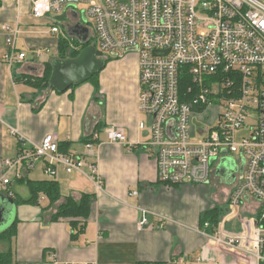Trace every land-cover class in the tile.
Instances as JSON below:
<instances>
[{
  "label": "crops",
  "instance_id": "obj_1",
  "mask_svg": "<svg viewBox=\"0 0 264 264\" xmlns=\"http://www.w3.org/2000/svg\"><path fill=\"white\" fill-rule=\"evenodd\" d=\"M32 2L0 0V33L3 25L17 28L16 51L25 53L20 63L4 62L9 48L0 40V196L12 199L16 215L0 234L15 226L14 236L3 242L8 244L10 264H46L49 256L59 264H259L249 253L216 242L208 228L200 226L207 210H229L228 201L242 166L236 156L224 157L230 158L237 170L233 179L217 172L222 159L212 163L210 178L222 181L215 193L213 186L218 183L213 179L211 187H167L158 182L156 162L147 146L149 121L138 110L135 54L102 59L105 65L96 81L89 80L63 93L23 81L25 77H40L45 65L58 59L60 38L82 45L67 34L69 27L82 24L90 35L81 10L66 8L60 15L34 19ZM52 18L59 22L57 35L50 33ZM141 122L146 124L140 130ZM108 127L120 129L131 148L108 143L104 132ZM13 130L18 135L12 134ZM46 135L55 136L62 154L78 156L83 154L87 140L98 137L101 192L83 175L67 174L48 159H39L31 167L19 166V180L54 181L58 199L50 204L40 194L37 204L27 203L28 187L24 181L15 180L14 172L4 169L2 162L40 144ZM3 178L10 179L5 189ZM84 198L89 205L82 215L53 219L67 199L79 204ZM259 207V203L244 197L233 213H225L214 232L223 237L244 235L248 229L245 224L249 229L254 226ZM142 212L146 213L147 224L140 228Z\"/></svg>",
  "mask_w": 264,
  "mask_h": 264
},
{
  "label": "built area",
  "instance_id": "obj_2",
  "mask_svg": "<svg viewBox=\"0 0 264 264\" xmlns=\"http://www.w3.org/2000/svg\"><path fill=\"white\" fill-rule=\"evenodd\" d=\"M79 5L83 6L86 24L90 25L88 43L98 57L104 56L99 58H118L126 53L138 58V110L149 121L147 146L155 159L160 184L167 187L207 184L213 162L226 156L238 158L242 174L237 177L227 211L233 213L247 196L260 205L254 226L249 229V224H245L248 229L241 236L223 237L213 232L211 237L249 253L257 263L264 264V3L33 0L31 16L43 19L60 15L66 8L78 9ZM50 24V33L59 34V22L52 18ZM1 30L0 40L9 48L4 62L20 63L25 53L16 51L17 28L3 25ZM70 48L78 50L73 44ZM183 67H187L193 81V88L188 89L193 97L184 102L179 95ZM214 104L219 108L215 123L197 124L193 133V114L197 120H207L208 110ZM145 124L139 123L138 128L144 129ZM104 132L108 143L131 148L120 129L108 127ZM12 134L18 132L13 130ZM95 139L98 137L84 144V152L78 156L62 154L55 136L46 135L40 144L22 150L15 159L4 160L2 165L19 180L20 165L31 167L39 159H48L67 174L83 175L101 192L103 182L97 168L99 152ZM9 184L10 179H2L3 189ZM8 196L12 194L8 192ZM145 214L142 212L140 228L147 224ZM203 227L207 229L208 225ZM46 264L59 263L49 256Z\"/></svg>",
  "mask_w": 264,
  "mask_h": 264
},
{
  "label": "trees",
  "instance_id": "obj_3",
  "mask_svg": "<svg viewBox=\"0 0 264 264\" xmlns=\"http://www.w3.org/2000/svg\"><path fill=\"white\" fill-rule=\"evenodd\" d=\"M75 44L78 50L71 51L70 45ZM87 46H90V43H87L85 45H79L74 40L62 37L58 41V60H66V59H74L76 58L79 53L86 48ZM52 66L50 63L45 65L43 74L40 77H25L23 81L27 84H29L32 87H49L48 82L51 75ZM98 75V74H97ZM97 75L92 77L90 81H96ZM193 88V81L192 78L189 76L187 72V67H183L180 69V75H179V95L182 102L189 101L193 94L188 93V89ZM88 142V140L86 141ZM59 151L62 152L63 150L61 147L59 148ZM20 182H23L26 184L30 191V198L27 200V203L30 204H37L40 194L44 195L48 200L49 203L52 204L58 199V186L57 183L54 181H41V182H35V181H29V180H19ZM16 204H19L16 200ZM89 205L88 198H84L81 200V203L76 204L71 199H67L66 202L60 206L57 213L54 215L53 219H57L60 217H76L78 215H82L83 211L88 210L87 206ZM222 210L219 208H213L210 210H207L200 220V226H204L205 224L208 225V231L210 234H212L218 224L221 221V215ZM15 234V226L12 225L7 231L0 234V243L2 242H9L11 237ZM11 263V255L10 251L0 252V264H10ZM140 264V263H139ZM173 264V263H169Z\"/></svg>",
  "mask_w": 264,
  "mask_h": 264
},
{
  "label": "water",
  "instance_id": "obj_4",
  "mask_svg": "<svg viewBox=\"0 0 264 264\" xmlns=\"http://www.w3.org/2000/svg\"><path fill=\"white\" fill-rule=\"evenodd\" d=\"M84 21L85 19H83ZM67 34L77 38L82 45L87 44L89 30L82 24L69 27ZM104 65L105 62L97 56L95 49L92 46H87L74 59L54 60L51 63L52 71L48 85L56 92L63 93L71 87L89 81L104 68ZM217 172L221 176L228 175L233 179V175L237 170L234 168L233 161L230 158H222ZM241 174L242 166L240 169ZM14 209L15 206L12 199L0 196V223H3L5 218L13 215Z\"/></svg>",
  "mask_w": 264,
  "mask_h": 264
},
{
  "label": "rangeland",
  "instance_id": "obj_5",
  "mask_svg": "<svg viewBox=\"0 0 264 264\" xmlns=\"http://www.w3.org/2000/svg\"><path fill=\"white\" fill-rule=\"evenodd\" d=\"M261 2H263L264 3V0H260ZM78 9L79 10H82L83 9V6L82 5H79L78 6ZM90 25H88V27H89ZM90 28V27H89ZM93 41L91 42V45H93ZM73 46H75L76 47V45L74 44ZM76 49H74V51H75ZM71 51H73L71 48H70V50H69V52H71ZM99 57H104V56H100L99 55ZM208 112H209V118L207 119V120H197V118H196V115L195 114H193V116H192V122H191V124L192 125H194V129H193V133H194V131H195V128H196V125L197 124H200V125H205V126H209L210 125V123H215V121H216V114L215 113H217V112H219V108H218V104H214L209 110H208ZM204 115V113L202 114V116ZM242 132H243V130H242ZM240 133L241 132H239V135H240ZM237 159V158H236ZM238 160V159H237ZM212 179L213 180H216V178L214 179V177H212V178H210L209 177V180H208V183H207V185L209 186V187H211L212 186ZM217 181V186H213V190L214 191H212V193H215L216 191H218L219 189H220V187L218 186L219 184H222V181H218V179L216 180ZM217 188H218V190H217ZM212 193H211V195H212ZM20 204V203H19ZM223 209V208H222ZM224 210V209H223ZM14 212H13V215H11L10 217H7V218H5L4 220V222L3 223H0V232H2V231H4L5 229H7L11 224H12V222L14 221V218H15V210H13ZM16 212H18V214H17V216L20 218V209L18 210H16ZM223 212V211H222ZM226 212H228L227 210L225 211V212H223L222 213V215H221V220L224 218V215H225V213ZM7 225V226H6ZM7 247H8V244H6V243H1L0 244V251H6L7 250Z\"/></svg>",
  "mask_w": 264,
  "mask_h": 264
},
{
  "label": "flooded vegetation",
  "instance_id": "obj_6",
  "mask_svg": "<svg viewBox=\"0 0 264 264\" xmlns=\"http://www.w3.org/2000/svg\"><path fill=\"white\" fill-rule=\"evenodd\" d=\"M240 177V176H239ZM239 177H238V179H239Z\"/></svg>",
  "mask_w": 264,
  "mask_h": 264
}]
</instances>
